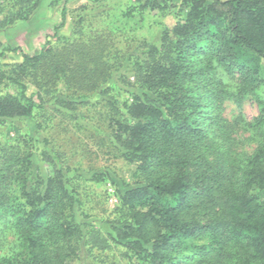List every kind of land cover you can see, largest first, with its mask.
I'll return each mask as SVG.
<instances>
[{"label":"trees","instance_id":"trees-1","mask_svg":"<svg viewBox=\"0 0 264 264\" xmlns=\"http://www.w3.org/2000/svg\"><path fill=\"white\" fill-rule=\"evenodd\" d=\"M41 1L14 0L1 22L28 19ZM69 1L32 53L0 50V67L9 52L21 59L0 71V85L18 89L0 93V122L50 108L81 118L78 105L93 100L107 109L108 129H90L136 167V179L68 165L47 138L43 151L7 154L0 264H67L111 242L145 264H264V0H185V18L160 45L119 47L112 33L92 31L53 47ZM135 1L165 11L170 0ZM248 101L260 107L252 119L241 111ZM228 102L239 108L232 118ZM75 176L107 178L115 213L78 220Z\"/></svg>","mask_w":264,"mask_h":264},{"label":"rangeland","instance_id":"rangeland-1","mask_svg":"<svg viewBox=\"0 0 264 264\" xmlns=\"http://www.w3.org/2000/svg\"><path fill=\"white\" fill-rule=\"evenodd\" d=\"M13 1L0 0V50L5 46L23 45L32 53L40 43L45 42V36H53L56 27L62 22L64 0H42L28 19L2 23L8 12H14L18 8L15 6L14 9ZM68 4L66 24L58 33L60 37L51 38L53 47L62 41L79 38L82 33L92 31L112 33L114 43L119 47L139 42L160 45V38L182 21L188 10L185 0H170L169 8L165 11L143 8L135 0H70ZM20 60L13 52H9L0 71L11 72L13 65ZM0 93L15 94L18 89L14 84L5 82L0 85ZM88 102L77 107L79 112L83 113V117L80 116L82 119H74L69 111L60 112L62 110L50 108L52 104H49V113L37 111L31 118L0 122V163L7 154L14 151L29 149L32 146L43 151V138H47L54 152L60 154L68 165L86 169L107 166L121 179L134 181L136 167L108 144L110 140L106 135L103 134L102 137L90 129L92 125H98L101 131L108 129V120L102 116L107 109L93 100ZM226 105L225 116L232 118L238 113L239 108L234 102H228ZM241 111L252 119L259 113L260 107L256 102L248 101ZM103 138L107 145L99 141ZM35 141L37 143L31 145ZM37 155L39 160L40 154ZM48 169L49 165H44L45 175ZM104 180L90 181L85 176L73 178L81 198V206L77 211L78 220H82L84 216L102 219L103 216H112L115 213L119 204L116 188L107 178ZM85 249L81 251V259L68 260L67 264H145L112 242L111 247L105 250L96 247L91 255Z\"/></svg>","mask_w":264,"mask_h":264}]
</instances>
